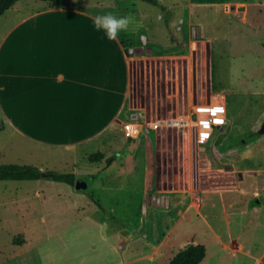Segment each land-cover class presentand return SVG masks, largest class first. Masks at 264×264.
Returning a JSON list of instances; mask_svg holds the SVG:
<instances>
[{
    "label": "rangeland",
    "instance_id": "obj_1",
    "mask_svg": "<svg viewBox=\"0 0 264 264\" xmlns=\"http://www.w3.org/2000/svg\"><path fill=\"white\" fill-rule=\"evenodd\" d=\"M92 1L82 0L85 4ZM119 1L140 9L139 15L135 10L127 13L128 8L119 3L122 13L117 15H131L141 27L119 36L130 58L131 80L125 110L112 134L115 139L111 138L115 148L107 147L110 141H106L101 152L105 158L91 161L99 149H86L87 155L33 143L4 123L0 165L29 164L43 173H74L76 169L77 179L89 186L78 190L85 198L72 208H82L88 216L125 218L124 235L135 238L142 233L148 238L132 239L133 255L162 237L168 240V254L164 252L161 264H168L172 253L195 240L209 248L208 262L218 247L213 231L228 234V221L234 227V218L240 215L237 207L244 208L250 200L254 204L255 189L264 188V173H248L238 190L240 175L234 172L264 170V135L257 134L264 121V0L226 4V8L220 4L223 0H198L205 2L202 6L187 5L188 0H158L159 5ZM9 16L0 17V36L10 23ZM215 101L226 102L228 124L210 141L202 143L196 129L170 124ZM130 124L139 126V131L130 134ZM109 157H113L111 163ZM97 169H103L99 175L103 184L124 189H95L90 174ZM67 185L47 177L0 181V264H109L117 260L109 240L118 237L116 231L104 230L106 222H91L90 217L81 222L62 219L65 211L57 195ZM227 188L223 199L220 191ZM89 193L104 210L88 198ZM260 197L263 200L264 193ZM32 202L35 214H27L25 209ZM257 211L240 215L243 222L236 230L245 236L252 230L264 232V209ZM41 214L50 225L47 231L39 226ZM24 224L35 232L25 234Z\"/></svg>",
    "mask_w": 264,
    "mask_h": 264
},
{
    "label": "crops",
    "instance_id": "obj_2",
    "mask_svg": "<svg viewBox=\"0 0 264 264\" xmlns=\"http://www.w3.org/2000/svg\"><path fill=\"white\" fill-rule=\"evenodd\" d=\"M119 3L128 8L125 12L135 10L136 15L140 14L135 4L119 0H93L90 4L82 0H67L62 6H52L42 0L37 3L23 0L0 16L10 15V23L0 36V119L18 136L48 147L81 152L86 149L103 152L106 141H110L107 147L115 148L112 143L115 136L112 134L116 132L125 110L131 62L120 37L117 41H109L103 32L95 30L93 24L97 15L122 13L118 9ZM203 3L198 0L186 2L190 6H202ZM220 4L226 8V4L252 3L247 0H223ZM84 153L88 155V152ZM102 170L97 169L96 173L90 174L94 175L95 189L108 192L124 189L103 184L99 178ZM254 170L234 169L240 175L238 190L247 180L248 173H264V170ZM73 171L77 178L76 169ZM230 188L220 191L221 198ZM78 190L68 184L58 193V201L62 202L59 207L65 211L62 219L81 222L83 218L90 217L91 222H106L105 231H116L118 238L116 241L110 239L109 245L113 247L112 254L117 255V260L109 264H161L164 252L168 254L167 239L161 237L149 249L133 255L130 252L132 241H148L146 235L140 233L141 236L135 238L124 235L121 230L127 225V220L119 215L88 216L82 208L73 209L72 205L85 198L84 193ZM262 193L264 188L255 189L256 202L253 204L250 200L244 208L238 206L239 202L236 205L239 214L245 216L264 209V199L260 197ZM32 206H35L33 202L25 209L27 214H35ZM17 211L22 213L19 209ZM240 215L234 218V227L232 221H228V234L213 231L215 244H218L215 255L207 262L210 253L204 244L207 254L200 264H264V232L252 230L250 235L245 236L243 231L236 230L243 222ZM41 216L39 222L42 224L39 226L46 230L50 225L47 217ZM23 227L25 234L35 232V228L29 231L25 224ZM95 228L102 230L101 226ZM194 241L191 243L200 244ZM176 253L171 254L172 258Z\"/></svg>",
    "mask_w": 264,
    "mask_h": 264
},
{
    "label": "trees",
    "instance_id": "obj_3",
    "mask_svg": "<svg viewBox=\"0 0 264 264\" xmlns=\"http://www.w3.org/2000/svg\"><path fill=\"white\" fill-rule=\"evenodd\" d=\"M23 0H0V16L8 10L12 9L15 4ZM48 1L52 6H62L66 4L67 0H42ZM148 3L159 5L158 0H143ZM162 5V4H161ZM163 6V5H162ZM166 10V7H163ZM4 127V122L0 119V130ZM93 158V159H92ZM105 158V155L101 152L96 153L91 161H100ZM113 161V157L107 159L108 163ZM49 179L57 182H65L72 186L76 185L77 178L74 173H59L55 171H47ZM43 178V171L34 165L29 164H3L0 165V181L5 180H39ZM87 190V189H86ZM89 197L99 206L101 209H105L102 203L95 198V196L89 193ZM207 254V247L204 244L191 243L189 246L180 249L168 264H200Z\"/></svg>",
    "mask_w": 264,
    "mask_h": 264
},
{
    "label": "built area",
    "instance_id": "obj_4",
    "mask_svg": "<svg viewBox=\"0 0 264 264\" xmlns=\"http://www.w3.org/2000/svg\"><path fill=\"white\" fill-rule=\"evenodd\" d=\"M210 105V106H208ZM222 109V111H219ZM227 104L215 101L212 104L200 105L188 114L170 121L174 127L188 128L197 131L202 143L210 141L218 132L227 126ZM168 123V122H165Z\"/></svg>",
    "mask_w": 264,
    "mask_h": 264
},
{
    "label": "clouds",
    "instance_id": "obj_5",
    "mask_svg": "<svg viewBox=\"0 0 264 264\" xmlns=\"http://www.w3.org/2000/svg\"><path fill=\"white\" fill-rule=\"evenodd\" d=\"M93 26L97 32H103L109 41H117L121 32H128L130 28L137 30L141 27L131 15L118 16L111 12L97 15Z\"/></svg>",
    "mask_w": 264,
    "mask_h": 264
},
{
    "label": "water",
    "instance_id": "obj_6",
    "mask_svg": "<svg viewBox=\"0 0 264 264\" xmlns=\"http://www.w3.org/2000/svg\"><path fill=\"white\" fill-rule=\"evenodd\" d=\"M257 134L258 135H264V121H263L260 129H258ZM43 177H48V174L43 173ZM88 186H89L88 182L85 181L84 179H79L76 181V187L79 190H86L88 188ZM189 245L190 244L186 245V247Z\"/></svg>",
    "mask_w": 264,
    "mask_h": 264
},
{
    "label": "bare ground",
    "instance_id": "obj_7",
    "mask_svg": "<svg viewBox=\"0 0 264 264\" xmlns=\"http://www.w3.org/2000/svg\"><path fill=\"white\" fill-rule=\"evenodd\" d=\"M128 124H129V123H128ZM128 131H129L130 134H131V133H135V132L139 131V126L134 125V124H130V125L128 126Z\"/></svg>",
    "mask_w": 264,
    "mask_h": 264
},
{
    "label": "snow or ice",
    "instance_id": "obj_8",
    "mask_svg": "<svg viewBox=\"0 0 264 264\" xmlns=\"http://www.w3.org/2000/svg\"><path fill=\"white\" fill-rule=\"evenodd\" d=\"M219 111H222V109H219Z\"/></svg>",
    "mask_w": 264,
    "mask_h": 264
}]
</instances>
